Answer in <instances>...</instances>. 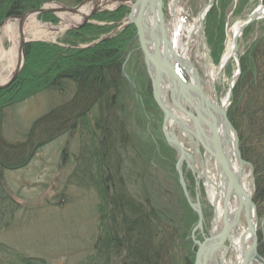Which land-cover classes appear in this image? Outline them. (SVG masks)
Returning <instances> with one entry per match:
<instances>
[{
    "label": "trees",
    "instance_id": "1",
    "mask_svg": "<svg viewBox=\"0 0 264 264\" xmlns=\"http://www.w3.org/2000/svg\"><path fill=\"white\" fill-rule=\"evenodd\" d=\"M47 1L0 0V23L5 19L18 18L29 9L40 8ZM102 16L107 14H97L92 18L101 22ZM209 18L210 11L206 20ZM40 19L55 22L50 15H41ZM87 27L79 30L84 31ZM131 29L133 40L134 29ZM69 35L70 32L63 40L68 49L54 44L27 43L24 47L25 65L12 85L0 91V95L14 91L21 101L51 92L69 98L66 104L57 106L32 124L25 145H9L0 140V232L20 208L7 193L1 174L22 168L35 149L55 140L63 132L81 128L87 135L88 143L84 149L90 156L78 161L83 165H76L75 176H71L70 181H81L77 184L95 191L99 199L96 213L100 224L93 244L94 253L83 264H174L177 245L187 256L185 260L181 258V262L192 264L193 251L188 236L196 217L183 198L174 171L175 163L172 165L168 158V153H175L164 140L167 164H171L166 174L173 177L178 187L181 198H177V202L184 215L173 218L176 214L170 209V206L174 207L171 197L170 202L168 200L164 205L158 202L159 205L152 201L151 189H145L140 196L131 192L136 182L133 178L141 176L140 170L145 168L143 176L151 178L152 173L146 170V161L140 151L142 147L138 146V149L130 143L124 127L120 97L127 77L123 65L127 54L125 45L118 41L114 46L113 42L110 44L106 40L86 49H72L75 47L69 43ZM80 35L74 37L76 44L85 42ZM205 40L208 48H214L206 35ZM217 57L219 61L221 56ZM238 61L240 75L232 89L227 117L237 133L241 158L252 168V201L259 221L264 219V35L243 54L238 52ZM146 89L151 95L150 84ZM154 115L156 118L161 116ZM63 118L73 120V123L66 124L67 120ZM57 127L62 130L60 135L55 134ZM115 127L120 128V133L112 131ZM93 147H96L95 154L91 153ZM152 150H159L156 144L152 145ZM87 160L94 165V173L86 171L85 175L83 167ZM4 247L0 244V264H11L10 260L7 262L2 258L5 254L11 255V251L8 253ZM257 252L264 260V226L258 232ZM16 262L35 264L22 256H17Z\"/></svg>",
    "mask_w": 264,
    "mask_h": 264
},
{
    "label": "rangeland",
    "instance_id": "2",
    "mask_svg": "<svg viewBox=\"0 0 264 264\" xmlns=\"http://www.w3.org/2000/svg\"><path fill=\"white\" fill-rule=\"evenodd\" d=\"M88 1L90 0H48L43 2L40 7L74 8L76 5L88 3ZM175 2L176 0H163L162 2V12L168 34L178 55L182 54L184 48L189 45L188 60L206 75L205 92L210 97L215 96V100L220 104L228 92L230 78L235 73L236 64L233 60L227 63L211 93L209 85L211 76L208 75H214L221 62V58L218 61L216 55L222 56L227 40H229L228 37L232 34V28L236 24L244 22L257 7L264 5V0H214L210 9V18L205 19L202 33L204 38L206 35L211 42V47L213 45L212 49L207 48L208 46L198 39L194 32L198 28L195 20L207 5L208 0H179L178 4ZM132 3L131 1L124 6H116L110 11H105L102 14H107V16L100 17L103 20L101 22L91 17V19L88 18L89 23L84 24L86 17L81 24L71 26L64 32L49 31L48 34L44 33L36 38H29V42L54 44L60 48L68 49V45L64 44L63 40L70 32L69 43L75 47L72 49H82L99 40H107L110 44L113 42L114 46H117V42L121 41L125 45L127 54L123 58V65L124 73L128 78L124 82L120 97L124 127L130 143L135 148L142 147L140 151L146 161V170L152 173L151 178L149 175L143 176L142 172L145 168L140 170L141 176L133 178L136 182H134L131 192L140 196L145 189H151L149 192L152 195V201L155 200L157 204L162 203L163 205L167 204L168 200L170 202L169 197H171L173 199L171 205L174 207L170 206V209L174 210L173 212L176 214L173 218L175 216L182 218L184 214L179 210V202H177V198H181L178 187L173 182V177L166 174V171L171 168V164L175 163V155L169 154L164 148L163 138L158 129L161 125V116L156 118L154 115L160 113L146 89L149 83L140 50L136 38L131 39V27L133 26H130L126 21ZM174 6H176L177 16L175 19L171 16ZM95 10L97 9H92L91 12ZM40 16H36V21L40 26L52 28L60 25L58 14L50 15L53 17L54 23L47 19L43 21ZM14 21L18 22L19 30V21L15 19L3 20L0 23V30L7 23ZM87 25L88 27L84 31L79 30L81 26ZM79 34L85 39L82 44H76L74 38L75 36L78 38ZM262 35H264V16L250 25L238 39L237 54L246 52L251 44ZM0 46L7 49L9 41L5 37L1 38ZM212 50L214 51L212 52ZM203 53H207L205 59H202ZM24 62L25 57L23 56L20 71L25 65ZM12 94L14 95L11 96ZM2 95H0V140L9 145H25L29 139L27 136H29L32 124L57 106L66 104L69 99L66 97L67 95L61 97L58 92L37 94L26 100L22 99V101L18 99L19 94H15L14 91ZM18 100L20 102L16 103ZM64 119L66 118L62 120ZM66 120V124L73 123V120ZM61 131L57 127L55 134L60 135ZM64 133L58 135L59 137H56L55 140L41 145L39 149H35L29 161L22 168L7 170L1 174L7 193L20 206L19 211L14 214L11 224L9 223L0 232V244L5 246L8 253L11 251V255L5 254L2 258L4 257L7 262L11 261V264H20L16 262L17 256L31 259L35 264H83L92 251L94 229L98 220L96 207L99 199L94 190L77 184L82 183L81 181H70V177L75 176L78 159L82 157V151L87 146V135L81 128L71 129ZM155 144L159 150H152V145ZM95 152L96 147H93L91 153L95 154ZM165 152L168 153V158L172 161L169 166ZM84 156L89 158V152ZM208 171L213 173L211 168H208ZM251 171L247 166H243L241 176L246 190L252 194L253 174ZM185 177L187 184L192 187V178L188 173ZM212 181H217L216 174L212 175ZM206 193L208 198L210 191L207 190ZM205 195L202 194L203 202L208 206ZM263 226L264 219H261L258 221L259 231ZM186 257L177 245L174 264H183L181 258L185 260Z\"/></svg>",
    "mask_w": 264,
    "mask_h": 264
},
{
    "label": "water",
    "instance_id": "3",
    "mask_svg": "<svg viewBox=\"0 0 264 264\" xmlns=\"http://www.w3.org/2000/svg\"><path fill=\"white\" fill-rule=\"evenodd\" d=\"M101 1L104 0H90L88 3H81L74 8L59 7L55 10L43 7L29 10L18 18L19 31H22L25 18L31 14H72L82 7L85 8L89 5L95 7ZM126 3L127 1L120 2L117 4V7ZM161 3L162 0H135L130 7V13L126 21L135 29L139 50L142 54L146 73L150 81L151 97L163 116L162 134L166 143L178 155L175 170L178 175L179 185L184 198L197 217L196 224L191 231V240L196 247L193 264H212V262L214 264H224L227 256L236 261L237 254H240L238 264H264V261L257 253L256 207L252 202L251 196L244 189L240 179V170L246 164L241 160L237 135L227 118L226 111L228 104L219 106L217 102L209 100L201 88L200 77L197 71L192 69L187 63L184 66L180 64L178 57L171 52L170 38L163 24ZM262 10L264 11V6ZM97 12H90L89 16ZM259 18L257 10L253 11L240 28L237 38L246 27ZM87 19L84 24L88 21ZM150 20L153 21L155 29L158 30L156 37L152 34L153 32L148 33L146 31ZM237 38L233 41L232 56L238 64L236 56ZM160 48L163 54H160ZM23 50L24 41L22 39L17 67L10 80L5 85L0 86V90L7 88L17 77L22 65ZM170 60L178 64L192 78V82L184 81L181 77L174 74ZM238 75L239 68L236 72V78ZM236 78L234 77L230 81L227 94L228 101L231 97V89ZM219 119L222 125L221 130H218L216 126ZM168 127L170 130H168ZM181 136H184L188 140L194 154L198 158L203 154L204 158L210 159L219 176L220 187L217 193L221 194L218 204L220 208V220L217 222L215 218V207L217 205L215 199L213 202L214 216L208 235L205 234V223L199 195L196 194L195 202L192 203L182 175L183 163L193 172L191 165L193 155L183 148ZM230 137L232 138L233 148L238 160V167L235 171L232 169L228 154V139ZM233 197L236 200V207L230 213L228 206ZM241 219L245 223L244 231L240 230ZM197 232V236L202 237L201 241L196 240L195 233Z\"/></svg>",
    "mask_w": 264,
    "mask_h": 264
},
{
    "label": "bare ground",
    "instance_id": "4",
    "mask_svg": "<svg viewBox=\"0 0 264 264\" xmlns=\"http://www.w3.org/2000/svg\"><path fill=\"white\" fill-rule=\"evenodd\" d=\"M125 1H127V3H129L131 0H108V1L104 0V1H101L100 3L96 4L95 7H92V5H89L85 8L82 7L80 10H78L77 12L72 13V14L58 13V19L60 20V25L57 27H52V28L40 26V24L36 21V15L35 14H31L25 18V21H24V24L22 27V31L18 30V27H17L18 22L14 21V22L7 23L0 30L1 38L5 37L9 41V46L7 49H4L2 46H0V85H4L5 83H7L9 81V79L11 78V76L13 74L14 69L17 67L20 42L22 41V39L24 42H27V41H30L29 38L33 39V38H36V36H38L40 34H44V33L48 34L47 32H49V31H52L53 33L64 32L71 26H75V25L77 26V25L81 24L84 21V19L89 15V13L91 12L92 9H97V11L106 10V9L108 10V9H112V8L116 7L118 3L125 2ZM262 7H263V4L256 8L259 17L264 16V11L262 10ZM48 8H50V9L51 8H58V6H50ZM156 14H157V11H156ZM171 16H173V19H175L177 17L176 16V10L174 8L171 12ZM17 21H19V20H17ZM243 23L244 22H242V23L240 22L232 28V34L230 35V37H228L229 40H227L225 50H224V52L221 56V59H220L221 62L219 63V66L217 67V72L214 75H208L209 77L211 76L210 77V84H209L211 93H212V89L215 85V82L218 80V77L223 73V70L225 69L227 63L229 62L230 59H233V56H232L233 41H234V39L237 38V34H238L240 28L243 26ZM153 24H154L153 21L150 20V22L148 23V28L146 31L148 33L153 32L152 34L156 37L158 35V30L155 29V26ZM163 24H164V26H166L164 16H163ZM40 30H43V31H40ZM169 44H170V41H169ZM188 49H189V45H187L184 48V50L182 51L181 57H178L180 64H182L183 66L186 62H184L182 60L188 59L187 58ZM161 50L162 49L160 48V54H163V52ZM171 52H173L175 54V49L171 48ZM203 54L204 55H202V59H205V53H203ZM181 58H183V59H181ZM161 59H162V57H161ZM170 61H171L172 67L175 66V64L172 63V60H170ZM145 70H146V67H145ZM232 77L236 78V74L234 73V76H232ZM232 77H231V79H233ZM228 102L229 101L227 100V94H226L225 97L223 98V100L221 101L220 106L227 105ZM216 126H217L218 130L222 129L220 119L217 121ZM112 131L120 133L121 130L119 127L118 128L115 127L112 129ZM228 140H229L228 154H229V158H230V162H231L230 164L232 166V169L235 171L238 167V160L236 158L235 151L233 148L232 138L230 137ZM88 162H90V161L87 160V163L85 164L86 166L84 165V167H83V169H84L83 173L85 175H86V171L88 173H91V174L94 173L93 172L94 165L91 163H88ZM81 164L82 163H78V166L83 165V164L82 165ZM215 174L218 175L217 172H215ZM216 177L219 181L218 176H216ZM240 179H242V176H240ZM209 181H210V179H209ZM212 186L214 187V189L212 188V194H210V198L212 197V199H216L215 201H216L217 205L215 207L216 208L215 218H216V221L218 222L220 220V215H219L220 214V208H219L218 204H219V199L221 198V194L217 193V191H218L220 185L216 181V183L212 182ZM235 204H236V200L233 197V199L231 200V202L228 206V211L230 213L236 207ZM95 225H96V227L94 229L95 230L94 233H95V237H96L98 230L100 229V224H99L98 220H97ZM101 226L104 227L103 224H101ZM93 228H94V226H93ZM243 228H241L242 231L245 229V228L244 229ZM95 237H94L93 244L95 242ZM93 253L94 252H93V247H92V251L90 252V254H93ZM238 253H239V251H238ZM236 257H237L236 261H235V259L225 258L224 264H238L240 254L239 255L237 254ZM212 264H214V263L212 262Z\"/></svg>",
    "mask_w": 264,
    "mask_h": 264
},
{
    "label": "flooded vegetation",
    "instance_id": "5",
    "mask_svg": "<svg viewBox=\"0 0 264 264\" xmlns=\"http://www.w3.org/2000/svg\"><path fill=\"white\" fill-rule=\"evenodd\" d=\"M73 127V126H72ZM71 129V128H70Z\"/></svg>",
    "mask_w": 264,
    "mask_h": 264
}]
</instances>
